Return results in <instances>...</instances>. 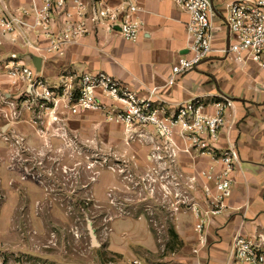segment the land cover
Segmentation results:
<instances>
[{"label": "built area", "instance_id": "obj_1", "mask_svg": "<svg viewBox=\"0 0 264 264\" xmlns=\"http://www.w3.org/2000/svg\"><path fill=\"white\" fill-rule=\"evenodd\" d=\"M166 1L186 15L185 52L170 67L167 85L215 57L243 67L254 65L264 72V0L224 1L220 7L223 13L213 0ZM138 11L134 0H118L114 7L104 0H27V4L12 10L0 0V36H7L24 53L40 59L62 57L69 47L99 29L135 43L142 28V22L134 17ZM217 20L225 26L228 40L227 47L225 44L219 50L213 48ZM0 79L13 89L12 99L0 93V107L8 110L1 109V119L7 125L26 124L40 138L57 137L64 142L68 117L96 113L105 123L121 126L128 140L138 138L150 146L148 163L159 164L166 159L173 163L180 154L191 151L209 157L211 163L189 181L203 182L201 192L210 208L209 215H219L226 208L225 200L231 190L229 177L238 166L236 148L229 137L233 124L226 123L224 117L230 107L227 99L216 103L211 115L203 113L204 106L198 100L181 104L169 114L151 100L138 99L103 73L63 72L58 83L50 86L31 66L14 57L0 60ZM154 92L150 90V94ZM23 113L29 117L23 119ZM50 131L55 134H49ZM220 132L225 133L227 142L222 150L214 148ZM3 139L11 151L10 167L14 161L19 163L22 181L29 175L22 156L28 150L24 137L11 130ZM2 198L0 192V202ZM194 216V229L200 233L207 216L197 209ZM131 264L141 263L133 260ZM222 264H264V235L246 236L238 232Z\"/></svg>", "mask_w": 264, "mask_h": 264}, {"label": "crops", "instance_id": "obj_2", "mask_svg": "<svg viewBox=\"0 0 264 264\" xmlns=\"http://www.w3.org/2000/svg\"><path fill=\"white\" fill-rule=\"evenodd\" d=\"M1 1L10 10L27 4V0ZM134 1L139 9L134 17L142 22L135 43L125 42L118 35L99 29L77 45L69 47L64 56L40 59L24 53L21 47L10 43L7 36H0V60L21 58L50 86L58 83L59 74L63 72L76 75L103 73L116 79L138 99L151 100L169 114L175 112L181 104L198 100L204 106L203 113L211 115L215 112V104L221 102L222 98L227 99L230 107L226 108L224 117L226 123L233 124L229 137L236 148L238 159V166L229 177L230 196L225 200L226 208L221 214L209 215L210 208L201 192L203 182L196 179L191 187L198 186L203 200L194 203L193 208L207 217L201 232L197 233L193 226L186 240L189 251L186 264H222L231 240L238 232L246 236L264 235V72L254 65L243 67L215 57L178 77L174 84L167 85L170 67L185 52L186 15L166 0ZM213 2L218 8L224 0ZM104 3L114 7L118 5V0H104ZM226 40L227 33L224 30L217 34L213 48H223ZM214 61L226 62L218 67ZM152 89L155 92L150 94ZM1 92L8 99L14 98L13 89L3 79H0ZM101 99L103 103H108L104 98ZM1 109L3 112L8 111L7 108L0 107V192L20 194L26 188L20 180L23 172L16 161L10 167L11 151L3 138L11 130L24 137L28 150L22 156L27 161V169L31 161L39 166L51 158L50 147L45 149L51 138H40L26 124L13 127L7 125L1 119ZM88 115L94 114L83 113L68 117L66 128L72 123L80 124L81 119ZM28 117L27 113L22 114L23 119ZM226 143L225 133L220 132L214 148L225 149ZM53 155L57 159L60 153L58 157L56 153ZM179 157L180 160L186 158L185 169L190 177H196L211 163L209 157L197 155L195 151L180 154ZM36 172L45 175V171L39 167ZM210 188L212 190V186ZM105 251L113 258L105 264H131L133 260L147 264V256L155 254L157 248L146 223L139 219L120 218L112 221Z\"/></svg>", "mask_w": 264, "mask_h": 264}, {"label": "rangeland", "instance_id": "obj_3", "mask_svg": "<svg viewBox=\"0 0 264 264\" xmlns=\"http://www.w3.org/2000/svg\"><path fill=\"white\" fill-rule=\"evenodd\" d=\"M215 22L217 37L225 26ZM85 113L94 115L67 127L64 142L50 137L45 149L50 147L51 158L43 166L31 161L20 194L3 193L0 264H105L113 259L105 251L107 235L120 218L146 223L157 248L147 264H186L193 205L203 200L198 186L191 187L186 158L148 163L150 146L128 140L121 126L101 122L98 114Z\"/></svg>", "mask_w": 264, "mask_h": 264}, {"label": "water", "instance_id": "obj_4", "mask_svg": "<svg viewBox=\"0 0 264 264\" xmlns=\"http://www.w3.org/2000/svg\"><path fill=\"white\" fill-rule=\"evenodd\" d=\"M227 42H228V40H226V47H227ZM35 59H36V58H35ZM37 60H38V59H37ZM86 228H87L88 234H89L90 239H91V245H92L93 247H96L97 245H96V243H95L94 231L92 230V228H91V223H90L88 220H86Z\"/></svg>", "mask_w": 264, "mask_h": 264}, {"label": "trees", "instance_id": "obj_5", "mask_svg": "<svg viewBox=\"0 0 264 264\" xmlns=\"http://www.w3.org/2000/svg\"><path fill=\"white\" fill-rule=\"evenodd\" d=\"M174 236H175V238L177 239V235H176V234H174Z\"/></svg>", "mask_w": 264, "mask_h": 264}]
</instances>
